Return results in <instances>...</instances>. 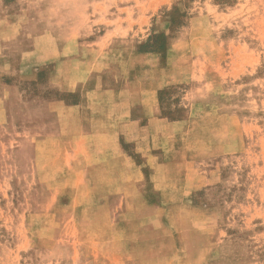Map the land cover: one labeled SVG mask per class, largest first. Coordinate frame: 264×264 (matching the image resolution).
<instances>
[{
	"label": "rangeland",
	"instance_id": "374dc122",
	"mask_svg": "<svg viewBox=\"0 0 264 264\" xmlns=\"http://www.w3.org/2000/svg\"><path fill=\"white\" fill-rule=\"evenodd\" d=\"M0 21V264H264V0H0ZM69 39L88 94L165 69L156 117L183 128L153 125L149 163L144 135L60 133Z\"/></svg>",
	"mask_w": 264,
	"mask_h": 264
},
{
	"label": "crops",
	"instance_id": "0c3cea01",
	"mask_svg": "<svg viewBox=\"0 0 264 264\" xmlns=\"http://www.w3.org/2000/svg\"><path fill=\"white\" fill-rule=\"evenodd\" d=\"M98 20L100 21V19ZM2 24L3 22L0 21V26ZM106 34L102 37L103 41L109 39V37H120L117 30H108ZM3 35V33H0V47L4 41ZM17 35L18 32H13L11 37L15 38ZM7 37L8 35H6V38ZM74 44L75 42H71L69 39L65 45L63 44L60 48L58 47L59 50H57L58 53L55 57L63 61L59 66H55L54 70L56 71L57 69L58 71V68L64 65L65 62L70 66L72 64L75 65L74 68L71 67L68 70L70 76L67 78L66 83L69 86L65 89L72 93L78 92V99L75 103L67 102L65 100L61 101L59 99L47 101L45 103L55 120L58 122L60 133H66L69 135L73 134L76 136L75 140L77 138H79V140L84 139V136H89L90 139L92 136H107L109 142L113 144L112 147L115 151L119 150V152L120 139L126 143H132L133 150L137 151L139 139H137L136 136H138V134L144 135V140L147 142L148 146L146 157L148 158L149 163V158H155L156 156L153 154L155 148H150V136L153 133V125L157 123H165L167 128L179 127L180 130L183 128V121L172 123L156 117L159 112L157 92L167 85H170V82L163 79L165 77V69L155 70L159 79L149 82L142 89L137 87V84H134L132 80L129 84V88L126 90L125 88L108 89L104 88L102 85L95 84L94 88L96 89L93 88L91 93L88 94L85 88L88 85L87 83H91L93 80L86 78V74L83 73V69L79 62H75L73 59L70 60V55H77L75 54L76 50L74 49H76V46ZM37 46L34 47V49L38 51L39 49ZM67 48H71L73 51L68 52ZM37 51L35 52L39 53V51ZM31 54H33V52L29 53V55ZM20 69L23 71L27 70L23 67H20ZM85 70L87 72L86 68ZM181 75H183V71L181 72ZM100 82H102V79ZM58 86L62 87L59 90L63 91V86L60 84H58ZM96 90L98 91V96H96ZM94 105H99V111L90 112L89 109H92V106ZM75 143H77V141H75ZM161 147H164L163 144ZM75 149V151L80 150L78 146H76ZM160 149L161 151H164L163 148ZM180 164L181 167H183V160ZM121 178L122 181H124V177ZM121 178H116L115 182H121ZM173 179H175L174 182L180 184L176 191H181L183 192L184 197H188V191L191 190L192 184L195 182L193 177L189 174L182 173L173 176ZM164 181H167V179H164ZM103 182H114V180L105 177L103 178ZM118 189H120V187L116 186L115 193H120ZM118 207L119 206L116 208Z\"/></svg>",
	"mask_w": 264,
	"mask_h": 264
},
{
	"label": "trees",
	"instance_id": "16d2710c",
	"mask_svg": "<svg viewBox=\"0 0 264 264\" xmlns=\"http://www.w3.org/2000/svg\"><path fill=\"white\" fill-rule=\"evenodd\" d=\"M158 38H160V36H155V41L158 39ZM149 42H152V41H150L149 40ZM152 45H153V42H152ZM152 45H150V44H148V47H151ZM142 53H145V52H156L155 50H152V49H146V50H142L141 51Z\"/></svg>",
	"mask_w": 264,
	"mask_h": 264
}]
</instances>
